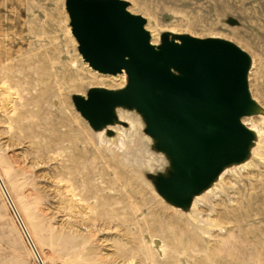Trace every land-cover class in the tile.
Here are the masks:
<instances>
[{"label": "rangeland", "instance_id": "374dc122", "mask_svg": "<svg viewBox=\"0 0 264 264\" xmlns=\"http://www.w3.org/2000/svg\"><path fill=\"white\" fill-rule=\"evenodd\" d=\"M124 1L153 44L171 32L242 48L264 110V0ZM125 82L83 62L64 0H0V173L45 263L264 264V114L243 119L257 134L250 158L183 212L145 178L167 161L137 114L117 109L127 126L94 132L72 105ZM0 264H38L1 188Z\"/></svg>", "mask_w": 264, "mask_h": 264}, {"label": "water", "instance_id": "95a60500", "mask_svg": "<svg viewBox=\"0 0 264 264\" xmlns=\"http://www.w3.org/2000/svg\"><path fill=\"white\" fill-rule=\"evenodd\" d=\"M128 7L124 0H64L83 62L98 73L126 77L121 88L90 87L86 95L70 99L94 132L126 127L117 109L137 114L151 150L167 161L162 172L145 178L168 205L188 212L193 199L224 170L251 156L257 134L243 119L264 114L249 87L252 60L219 37L163 32L153 44L146 20ZM0 188L36 261L43 264L2 179Z\"/></svg>", "mask_w": 264, "mask_h": 264}, {"label": "bare ground", "instance_id": "6f19581e", "mask_svg": "<svg viewBox=\"0 0 264 264\" xmlns=\"http://www.w3.org/2000/svg\"><path fill=\"white\" fill-rule=\"evenodd\" d=\"M4 82H5V81H4ZM4 84H6V83H4ZM245 125H246V124H245ZM0 179H2V181H3V183H4V187H5L6 191H7V193H8V195H9V197H10V199H11V201H12V203H13L15 209H16V211L18 212V215H19L20 219L22 220L23 225H24V227H25V229H26L28 235L30 236V238H31V240H32V242H33L35 248L37 249V246H36V244H35V241L33 240L32 236H31L30 229L28 228V226H27L26 222L24 221V219H23L21 213L19 212L18 207H17L16 204L14 203L13 198L10 196L9 191L7 190V188H6V186H5V182H4V180H3V177H2V174H1V173H0ZM27 218H28V217H27ZM28 222H29L30 227H33V224H32V222H31V220H30L29 218H28ZM22 233H23V232H22ZM23 235H24V234H23ZM24 237H25V236H24ZM37 251H38V250H37ZM38 253H39V252H38ZM39 255H40V254H39ZM40 258H41V261L43 262V264H46L45 261H44V259H43L41 256H40Z\"/></svg>", "mask_w": 264, "mask_h": 264}]
</instances>
